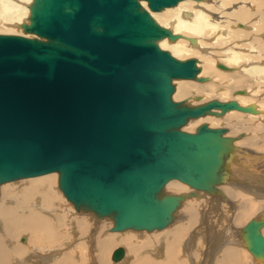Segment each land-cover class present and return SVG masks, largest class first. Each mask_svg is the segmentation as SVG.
Instances as JSON below:
<instances>
[{
  "label": "water",
  "instance_id": "1",
  "mask_svg": "<svg viewBox=\"0 0 264 264\" xmlns=\"http://www.w3.org/2000/svg\"><path fill=\"white\" fill-rule=\"evenodd\" d=\"M177 1L146 0L152 11ZM23 30L33 37L0 34V183L57 170L64 196L113 213L112 230H150L167 223L180 199L154 196L166 181L205 189L216 179L226 129L179 128L215 108L245 109L169 99L171 78L198 68L157 47L171 34L138 0H33ZM263 225L244 226L257 257Z\"/></svg>",
  "mask_w": 264,
  "mask_h": 264
},
{
  "label": "bare ground",
  "instance_id": "2",
  "mask_svg": "<svg viewBox=\"0 0 264 264\" xmlns=\"http://www.w3.org/2000/svg\"><path fill=\"white\" fill-rule=\"evenodd\" d=\"M32 1L33 0H0L1 34L4 32L10 35L21 34V36L30 38L33 37L32 34L25 33L24 30L23 33H21L23 25L29 23L30 6ZM193 1L195 2L190 4L189 0H178L171 6H165L159 10L153 11L147 7L146 0H138V3L139 7L141 9H145L158 26L166 29L169 34H171L169 37L163 36L155 40V44L159 49H168L169 52L167 50L165 51H167L172 57H176L178 60L182 59L178 58L179 55H182L183 57L189 56V59L191 55L198 56V59L193 58L198 71L192 78L199 82H206L201 84L197 82V84L194 83L195 80L193 81L195 84L194 86H196L195 90L197 93L200 95L203 94L205 96H211L219 90V99L217 101H235L240 107L245 109H229L223 111L221 109L215 108L201 115L202 117L198 116L200 118H188L184 123L187 124L188 122L189 125H192V123L203 120L206 118V116L208 119V116L210 118V116L213 115L210 119L212 125L209 126L208 124H205L208 128H217L219 126L217 122L220 121H218V117H222L225 114H230L228 117H226V119L228 121H232L228 123V126H226L227 130L222 135L225 139V148L220 154L222 159L217 171L216 179L213 182H209L203 191L215 190L212 192V198H210L213 199V201L217 200L219 202L220 199H226L227 196L225 197L226 194L221 189L222 185L219 187V190L217 189L219 185L216 186L213 184L220 181L223 183V181L231 182L235 180L232 183H227L228 185L223 187L228 189V192L232 196H235L236 199L240 200L237 206L233 205L235 209H238L239 213L236 215L235 220L232 216L229 220V223L222 229L216 230L212 225L213 223L209 225V227H206V225L203 226L206 218L203 212L207 208L204 206L201 199L197 200L196 198L193 199L191 196H188L189 194L194 195L197 193L192 192L187 194V192L191 191L190 187H185L177 182L173 183V180L180 182L181 180L179 179H171V181L168 180L162 185L161 188H164L163 191L170 192L172 195L180 196L178 201L179 206H176L180 215L172 218V212L176 209L175 207L171 214H169L167 223L164 226L160 228H153L163 229L167 226L158 234H156L158 238L155 241H151L156 244V249L153 248L145 252L144 257L148 258L146 259L148 262H143V259L145 258L139 260L135 258V252H138L137 250L139 246L134 242L133 236L131 234H125V236L116 238V243L122 242L127 245L125 248L122 245L114 248L111 254V260L116 264L121 262L128 254H132V264L133 262H135V264H176L181 258L189 259L191 255L195 256V246L198 244L200 239L204 238L203 233H208L209 238H213L210 241L211 251L208 256L215 254V260L212 259V261H215L214 264H243L240 258V250L244 249L243 246L247 248V244L245 241L244 227L242 226L241 228H238L236 223L242 222L244 217H247L252 211V216H257L258 213L262 214V217L257 220L264 219V154L263 156H259L257 152H254L253 149L251 150V148L246 145L241 147L245 148V150L250 153L242 152L241 149L232 150V142L234 140L232 137L235 136V132L241 133V131L247 133V135L244 136V133L242 132L243 138H240L234 146L237 144L240 145V142H248L254 147L264 146L263 143L259 145L261 143L260 138L264 137V129L256 130V127L252 125L259 119H264V93H262V90L257 84L259 78L264 79V35H262V31H264V0H210L212 2H210V5L203 0ZM220 1L228 2L230 9L227 11H222L220 9ZM234 1L236 2L234 3ZM189 6V11L186 12ZM216 10H219L218 18H214ZM251 22H253V24H251ZM20 27H22V29ZM226 28V34H223ZM15 32L17 33L15 34ZM213 34H215V37L219 41H223L224 44L227 45L220 49L211 48V46L216 45L208 43L207 39H210V36ZM241 39L244 40L241 43L247 44L248 48H243L238 45V41ZM170 40L173 41L170 42ZM188 43L189 45H187ZM211 50L216 51L210 53L209 51ZM201 64H204L205 67H201ZM219 64L224 67H218ZM198 73L199 76L206 75L208 77H198ZM209 76L211 78H209ZM205 78H207V80H205ZM176 79L183 80L190 78H171V84L172 81ZM236 84L242 85L240 90H237L240 92L234 91ZM252 86H255V89H252ZM248 88H250V90H248ZM182 89L184 88L181 85H178L176 89V95L182 96L183 94L180 91ZM171 95H169V99H171ZM174 103H176L178 106H185L186 104L184 102V105L178 102ZM238 117L243 118L246 121H249L250 119V123L240 125L235 122V119ZM240 133L238 135H240ZM228 135L233 136L226 137ZM233 151L238 152V154L236 155L233 153ZM230 155L235 157L240 156L243 158L250 157V164L253 163V160H256V171H247L244 166H241L242 164L237 163L236 160L232 159V156L229 157ZM250 155H252V157ZM229 161L236 163V165L234 164L236 167L237 165L241 166V169L239 170L241 172H237L238 170H233L232 168L231 170L233 172H231L229 170V166H232L233 163L231 162L232 165H230L231 163ZM224 165L226 168H228L229 172L225 170ZM56 171L57 170H49L43 173L20 176L8 180L7 182L3 181L4 184V182L8 183L12 182V180L18 179L19 181L17 180L15 183L8 184H18L23 182V185L22 187L13 186L10 191L5 188L7 184L0 187V264H29L26 262V260L29 258L26 255L28 249H30L28 253L33 255L36 254L38 250L43 251V256H41L43 260L41 261L44 262L42 264H79L75 262L79 261L80 259H67V255L64 253L61 254L59 251L57 258L52 261L51 256L48 254L52 248L46 246V244L50 245V243L56 241L57 238L60 239L58 235H61L58 224L51 221V219L49 220L48 216H46L50 210L54 209L56 199H60V196L53 188L52 184L55 175H46L52 172L57 173L58 171ZM243 172L248 174H244ZM181 183H183V181ZM15 188H19L16 189V193H14ZM161 188L159 190H161ZM193 189H196V191L202 190L195 187ZM163 191L162 193H165ZM157 192H155L154 196L156 198H160L161 195L159 192ZM216 192L217 194H214ZM213 194L215 196H213ZM35 195L40 196V203L38 204L33 203V197ZM4 197L7 199L6 201L3 200ZM30 206H34L36 209L31 208ZM198 214L203 215L201 226H199L200 230H198L199 232L193 231L192 236L184 239V236L182 237V235L186 229L193 225ZM87 216L91 218L89 213H80L79 215H76L73 233H75L77 237L84 235L89 229L91 221ZM171 219L172 222L167 225ZM95 225L97 226L98 234L102 233V231L107 227L105 224L99 222H97V224L95 223ZM109 229L110 232H118L128 228L121 230H112V228ZM205 229L208 232H204ZM23 232H25L24 236L22 235ZM17 233H19V235H17ZM261 233L264 237V230H262ZM112 235L113 234H108L104 236L100 234L98 237H96L95 241L97 245V257L99 259V264H109L105 258V254L107 249H109L110 245L112 244ZM241 235L243 241H241V244H239V238ZM15 237H21L20 240L23 238L22 241H24V244H19L14 248L13 245L15 244L12 242L11 238ZM30 243H32V245ZM160 247L162 249H160ZM156 251H163L162 257L151 256L150 252ZM8 252L11 254L14 252L16 263L12 262L7 257ZM252 258L255 264L260 262L258 260L261 258L262 262H264V256L257 257L252 254ZM152 259L157 260V262H154ZM96 260L97 259L95 258V261ZM177 264H179V262Z\"/></svg>",
  "mask_w": 264,
  "mask_h": 264
},
{
  "label": "rangeland",
  "instance_id": "3",
  "mask_svg": "<svg viewBox=\"0 0 264 264\" xmlns=\"http://www.w3.org/2000/svg\"><path fill=\"white\" fill-rule=\"evenodd\" d=\"M190 1V4L191 3H194L195 1H193V0H189ZM204 2H207L209 5L212 3L210 0H203ZM211 2V3H210ZM236 1H234V3H235ZM220 4H221V6H220V9L222 10V11H227L228 9H230V6L228 5V2H225V1H220L219 2ZM218 3V4H219ZM174 7V6H173ZM264 7V6H263ZM189 8H190V6L187 8V10H186V12H188L189 11ZM218 13H219V10L217 11H215V14H214V18H218ZM251 24H253V22H251ZM21 29H22V27H20ZM3 29V28H2ZM226 31H227V28L224 30V32H223V34H226ZM14 33V32H13ZM17 32H15V34H16ZM19 33V32H18ZM21 33H23V29H22V32ZM262 35H264V31H262ZM1 34V33H0ZM2 34H6V33H4V32H2ZM17 35H21V34H17ZM240 39V38H239ZM173 41V40H172ZM171 40H170V42H172ZM242 41H244V40H239L238 42H239V46L240 47H243V48H248V45L247 44H245V43H241ZM207 42L208 43H210V44H212V45H216V46H211V48H213V49H220V48H222L223 46H226L227 44H224V42L223 41H219L216 37H215V34H213L212 36H210V39H207ZM187 45H189V43L187 44ZM164 50H167L168 51V49H164ZM216 50H211V51H209L210 53L211 52H215ZM169 52V51H168ZM192 56V57H191ZM190 56V58H195V59H198L197 57L198 56H196V55H191ZM176 58V57H175ZM178 58H182L181 60H186V59H189V56H186V57H183L182 55H179L178 56ZM211 59L213 60V58L211 57ZM197 65V64H196ZM200 66V65H199ZM217 66V65H216ZM201 67H205V65L204 64H201ZM216 69H219V68H216ZM200 72H201V69H200ZM199 72V73H200ZM199 73H198V77H204V76H206V75H201V76H199ZM206 77H208V76H206ZM209 78H211L210 76H209ZM208 78V79H209ZM177 80V81H176ZM176 80H173L172 81V85H173V87H174V91H173V93H172V95H171V99H172V101L173 102H178V103H182L183 104V102L184 103H186L185 104V106H188V107H197V106H200V105H202V104H205V103H207V102H209V101H211V100H218L219 99V90L215 93V94H213V95H211V96H205V95H203V94H199V93H197L196 92V90H195V88H196V86H194L195 84L194 83H199V84H201V83H205V82H199V81H197V80H195V79H193V78H190V79H183V80H179V79H176ZM187 80H189V81H187ZM195 80V82L193 83V81ZM205 80H207V78H205ZM197 83V84H198ZM257 84H258V86H259V88L262 90V93H264V79L263 78H259V80H258V82H257ZM178 85H181L184 89H182V90H180L181 92H182V96H178V95H176V89H177V86ZM184 85V86H183ZM247 86V85H246ZM242 87V85H238V84H236V86H235V88H234V91L236 92L237 90H240V88ZM253 87V86H252ZM255 87V86H254ZM252 88V89H255V88ZM248 90H250V88H248ZM216 95V96H215ZM232 95V94H231ZM218 96V97H217ZM210 97V98H209ZM184 105V104H183ZM242 112V111H241ZM247 113V112H246ZM248 113H251V112H248ZM230 114H225V115H223L222 117H218V121L220 122H217L218 123V127H222V128H227L226 126H228V123H230L232 120H230V121H228L227 119H226V117H228ZM213 115H211L210 116V118H209V116H208V119H207V116H206V118H204L203 120H200V121H197L196 123H192V125H189L188 124V122H187V124H184V126L182 125L181 126V128H180V130H182V131H185V132H195L196 131V128L198 127V126H200V125H202V124H208L209 126L210 125H212V122H210L211 120V117H212ZM202 117V116H201ZM198 118H200V117H198ZM215 118V117H214ZM224 118V119H223ZM202 119V118H201ZM222 119V120H221ZM207 121V122H206ZM235 122H237L238 124H240V125H245V124H248V123H250V119H249V121H246V120H244L243 118H237V119H235ZM198 123V124H197ZM209 123H211V124H209ZM227 123V124H226ZM193 124H195V125H193ZM252 125H254L255 127H256V130H258V129H264V119H259L256 123H254V124H252ZM213 127V126H212ZM217 127V128H218ZM255 127H253V128H255ZM227 130V129H226ZM226 132V131H225ZM224 132V133H225ZM243 131H241V133L240 132H235V136H233V135H228V136H230V137H232L233 136V142H232V150H237V149H241V151L242 152H248V151H246L245 150V148H242L241 146H248V147H250L251 148V150L253 149L254 150V152H257L258 153V155L259 156H263V154H264V146L263 147H254L253 145H251V144H249L248 142H240V145L239 144H237L236 146H234L236 143H237V141L239 140L238 139V134L240 133V136L244 133H242ZM223 135V134H222ZM245 135H247V133H244V136ZM235 137V138H234ZM247 137V136H246ZM243 138V137H242ZM261 140H260V144L259 145H261L262 143L264 144V137L263 138H260ZM235 143V144H234ZM249 148V149H250ZM248 150V149H247ZM233 153H235L236 155L238 154V152H236V151H233ZM248 153H250V152H248ZM253 155V154H252ZM252 155H250L251 157H252ZM232 156V157H231ZM229 157H231L232 159H234V160H236V162L237 163H240V164H242L241 166H244L245 167V169H247V171H249V172H254V171H256V165L257 164H255L257 161L256 160H253V163L252 164H250V157H247V158H243V157H240V156H233V155H230ZM234 157V158H233ZM243 158V159H242ZM230 163L232 162L233 163V165L235 164L236 165V163H234L233 161H229ZM232 163L230 164V165H232ZM228 164V163H227ZM244 164V165H243ZM254 164V165H253ZM229 166V170L231 171V172H233L232 170H231V168L233 169V170H238L237 172H241V171H239L240 169H241V166H239V165H237V167L234 165V166ZM254 167V168H253ZM224 168H225V170L227 171V172H229L228 171V168H226V166L224 165ZM253 168V169H252ZM57 172V171H56ZM244 174H248V173H246V172H243ZM50 174H54L55 175V178H54V181H53V188L57 191V193H58V195L60 196V199L58 198V199H56V202H55V207H54V209L53 210H50L49 212H48V215H46V214H44V215H46V216H48V219L50 220L51 219V221H53L54 223H56V224H58V226H59V228H60V233H61V235L59 236L58 235V237L60 238V239H56V241H54V242H52V243H50V245L49 244H46V246H48V247H50V248H52L51 249V251L50 252H48V254L51 256V260L52 261H54L56 258H57V256L59 255V252H61V254L62 253H64V254H66L67 255V259H70L71 258V260L73 259H80L79 261H76L75 263H79V264H99V259H98V257H97V245H96V237H98L100 234L101 235H111V234H113L112 236H111V238L113 239V241H112V244L110 245V247H109V249H107V251H106V254H105V258H106V260L109 262V264H116V263H114V262H112V260H111V254H112V252H113V250H114V248L115 247H118V246H123L124 248L127 246L126 244H124V243H122V242H119V243H116V241H117V239L116 238H118V237H122V236H125V234H127V235H132L133 236V240H134V242L139 246L138 247V252H135L136 253V256H135V258L137 259V260H139V259H143V258H145L144 257V255H145V252H147V250H151V249H156V244H154L153 242H151L152 240H156L158 237L156 236V234H158L160 231H162L164 228H166V227H164L163 229H150V230H147V229H137L136 230V228H128V229H125V230H123V231H118V232H110V229L109 228H112V226H113V213H110V214H106V215H98V214H96L95 212H93L92 210H90L89 208H87V207H85V206H75L70 200H68L65 196H64V194H63V192L58 188V174H59V172H57V173H55V172H52V173H49V174H46V175H50ZM237 174V173H236ZM238 175V174H237ZM251 175V174H250ZM253 175H255V174H253ZM42 176H44V175H42ZM37 177H40V176H37ZM31 178H36V177H31ZM25 179H27V178H25ZM17 180L18 179H16V180H12V182H8V183H15V182H17ZM21 180V179H20ZM228 180V179H227ZM19 181V180H18ZM171 181V180H170ZM174 182L173 183H180V184H182L183 186H187L188 188L190 187V189H191V191L190 192H187V194H189V193H192V192H194V193H197V194H194V195H188V196H191V198H196L197 200H202V203L204 204V206H206V210L203 212V214L206 216V218H205V222L203 223V226H205L206 225V227L208 226L209 227V225H211L212 223V225H213V227L216 229V230H219V229H222L224 226H226L228 223H229V220H230V218L233 216V218H234V220H235V217H236V215L239 213V211H238V209L236 208H234L233 207V205H236L237 206V204H238V202L240 201L239 199H236V197L235 196H232L229 192H228V189H226L225 187H223V186H225V185H228L227 183H232V182H234L235 180H233V181H231V182H227V181H223V183L220 181V182H217V183H215V184H213V185H216V186H218L217 187V189H219V187L221 186V189H222V191L226 194L225 195V197H226V199H220V201L218 202L217 200H214L213 201V199H211L212 198V192L213 191H215V190H211V191H203L204 189H202V190H197L196 191V189H193L194 187H192V186H190V185H188V184H186V183H181L182 181H177V180H173ZM7 182V181H6ZM8 183H5L4 182V184H3V182H1L0 183V187H2V186H4V185H6L5 186V188L8 190V191H10L11 190V188L13 187V186H18V187H22V185H23V182H21V183H18V184H8ZM222 183V184H221ZM226 183V184H225ZM209 184V183H208ZM16 189H19V188H15L14 190V193H16L17 192V190ZM197 189H200V188H197ZM164 190V188H161V190H159L158 192L160 193V195H161V197L162 196H168V195H172L170 192H166V191H163ZM220 190V189H219ZM162 191L163 192H165V193H162ZM157 192V193H158ZM200 192V193H199ZM157 193H156V196H157ZM6 194V193H5ZM214 194H217V192L216 193H214ZM213 194V196H215ZM186 195V194H185ZM5 197H7L6 195H4ZM187 196V195H186ZM5 197H4V201H6L7 199H5ZM211 197V198H210ZM209 199V200H208ZM211 199V200H210ZM222 200V201H221ZM238 200V201H237ZM182 201V200H181ZM180 201V202H181ZM70 202V203H69ZM33 203L34 204H38V203H40V196L39 195H35L34 197H33ZM180 204V203H179ZM207 204V205H206ZM179 206V205H178ZM177 206V207H178ZM224 206V207H223ZM31 208H35L34 206H30ZM77 210H75L74 208ZM81 207V208H80ZM176 207V211L174 212H172V218L173 217H177V216H179L180 214H179V212L177 211L178 210V208ZM210 207V208H209ZM80 208V209H79ZM83 208V209H82ZM212 208V209H211ZM36 209V208H35ZM235 209V210H234ZM75 211V212H74ZM73 212H74V214H73ZM253 212V211H252ZM252 212H250L249 214H248V216L247 217H244V219L242 220V222H240V223H236V226L238 227V228H241L242 226L244 227L245 225H246V223L250 220V219H252V218H256V219H259L260 217H262V214H260V213H258L257 214V216H255V215H251V214H253ZM80 213H89L90 214V216H91V218H89L88 216V218H89V220L91 221V223H90V226H89V231L87 230V232L84 234V235H82V236H80V237H77L76 235H75V233H73V226H74V220L76 219V215H79ZM64 214V215H63ZM63 215V216H62ZM261 215V216H260ZM202 216L203 215H200V214H198L197 216H196V219L194 220V223H193V225L191 226V227H189L188 229H186V231L184 232V234L182 235V237L184 236V239H187L188 237H190V236H192V233H193V231L194 232H199L198 230H200L199 229V226H201V223H202ZM252 216V217H251ZM98 220V221H97ZM104 222H103V221ZM99 222V223H103V224H105L107 227L105 228V230H103L102 231V233H99L98 234V229H97V226L95 225V223L97 224V222ZM201 221V222H200ZM172 222V219L170 220V222L167 224V225H169L170 223ZM208 222V223H207ZM264 226V225H263ZM261 227V229H260V231L262 232V230H264V227ZM212 227V228H213ZM213 228V229H214ZM214 229V230H215ZM196 230V231H195ZM204 232H208L206 229H205V231ZM21 233V232H20ZM24 234H25V232H23L22 233V235L24 236ZM17 235H19V233H17ZM203 235H204V238H202V239H200L199 241H198V244H196V246H195V256H190V258L189 259H187V258H181L180 259V261H178L179 262V264L181 263V264H214L215 263V261H212V259L213 260H215L214 258V256H215V254H211L210 256L212 257H210V256H208L209 255V253H210V249H211V240L213 239H210L209 238V235H208V233H203ZM77 238H76V237ZM95 237V238H94ZM21 238V237H20ZM20 238L19 237H15V238H11V240H12V242H14V244L16 245H13V247L15 248V247H17L19 244H24V241H22L23 240V238L20 240ZM136 238V239H135ZM239 238V237H238ZM240 239V241H239V244H241V241H243V239H242V235H241V237L239 238ZM143 240V241H142ZM22 241V242H21ZM94 241V242H93ZM145 241V242H144ZM245 241H246V239H245ZM5 242V241H4ZM30 242V241H29ZM144 243V245H143V243ZM31 245H32V243H30ZM74 244V245H73ZM152 244V245H151ZM247 244V243H246ZM60 245V246H59ZM213 245V244H212ZM244 247V249H241L240 250V253H241V256H240V258H241V262H243V264H255L254 263V261H253V258H252V253L250 252V250L248 249V247L246 248L245 246H243ZM82 248H85V249H82ZM143 249V250H142ZM160 249H162L161 247H160ZM30 249H28L27 250V252H26V255H27V257H29L27 260H26V262H28L29 264H42L44 261H41V260H43V258H41V256H43V251L42 250H38L37 252H36V254H29L28 253V251H29ZM65 250V251H64ZM126 250H127V248H126ZM249 250V251H248ZM59 251V252H58ZM143 251V252H142ZM128 252V251H127ZM162 252L163 251H156V252H150V254H151V256H156V257H162ZM207 252V253H206ZM54 253V254H53ZM83 253H84V256H83ZM52 254V255H51ZM180 254H182V253H180ZM217 254V253H216ZM54 255V256H53ZM178 255H179V253H178ZM80 258H79V257ZM7 257L12 261V262H14V263H16L15 262V254H14V252H12V254L10 253V252H8V255H7ZM76 257V258H75ZM95 258L97 259L96 261H95ZM210 258V259H209ZM131 259H132V254H128L121 262H119L120 264H132V261H131ZM146 259H148V258H145V259H143V262L144 261H147ZM244 259V260H243ZM255 259V258H254ZM257 259H259V258H257ZM262 259V258H261ZM258 260V261H260V262H257L256 264H262V263H264V262H262V260ZM135 260V259H134ZM154 262H157V260H155V259H152ZM211 260V261H210ZM205 261V262H204ZM264 261V260H263ZM148 262V261H147ZM177 262V263H178ZM246 262V263H245ZM119 263H117V264H119ZM176 263V264H177ZM74 264V263H73ZM133 264H135V262H133Z\"/></svg>",
  "mask_w": 264,
  "mask_h": 264
},
{
  "label": "flooded vegetation",
  "instance_id": "4",
  "mask_svg": "<svg viewBox=\"0 0 264 264\" xmlns=\"http://www.w3.org/2000/svg\"><path fill=\"white\" fill-rule=\"evenodd\" d=\"M226 137H230V136H226ZM242 137H243V135H241V136L239 135V136H238V139H240V138H242ZM232 138H233V137H232ZM234 144H235V143H234Z\"/></svg>",
  "mask_w": 264,
  "mask_h": 264
}]
</instances>
